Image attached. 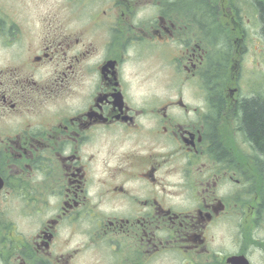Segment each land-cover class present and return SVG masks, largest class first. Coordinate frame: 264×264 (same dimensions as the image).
Segmentation results:
<instances>
[{"label": "flooded vegetation", "instance_id": "flooded-vegetation-1", "mask_svg": "<svg viewBox=\"0 0 264 264\" xmlns=\"http://www.w3.org/2000/svg\"><path fill=\"white\" fill-rule=\"evenodd\" d=\"M1 1L0 264L264 255L263 158L225 138L239 132L236 82L214 116L205 75L213 51L240 66L249 14L264 39L263 0H66L34 27ZM144 58L164 69L148 82L133 71ZM190 79L200 107L179 91Z\"/></svg>", "mask_w": 264, "mask_h": 264}, {"label": "rangeland", "instance_id": "rangeland-1", "mask_svg": "<svg viewBox=\"0 0 264 264\" xmlns=\"http://www.w3.org/2000/svg\"><path fill=\"white\" fill-rule=\"evenodd\" d=\"M236 3L233 5L236 6L237 3L238 5L240 4L241 10L244 12L245 10H247V8H245L246 3H241L239 1L241 0H235ZM264 1V0H263ZM214 4L216 6L219 5L220 1H216L213 0ZM244 2V1H242ZM255 2L254 0H251L250 3V9L252 10H256L255 7ZM1 3L8 7L11 11L14 12H23L24 16L26 18H28L30 20V25L32 27H34L37 24V18H39L40 16H42L46 11L48 12L50 7H52L53 5H56L57 8V12L60 13H65L67 11L66 9V0H2ZM65 3V4H64ZM54 8H51V10H53ZM200 11L203 12V7L200 5L199 7ZM235 10V8H234ZM55 11V10H53ZM206 18L207 20H210L211 17L210 15L207 13L206 14ZM250 18V16H249ZM36 21V24H35ZM247 25H245L244 23V28L247 29V34L249 37V41L247 42L248 47V53L244 54V56L241 58V63L240 66L236 68L231 66L229 67V78H233L236 81V86L239 87V95L238 97L241 98V100L243 98L246 97H251L253 95L255 96H261L264 97V39L263 37L260 35L261 34V24L259 23V21H255V20H251L247 18ZM220 36H224L225 35L223 33L217 34V44H220ZM234 38V36H232ZM218 47V46H217ZM215 48L219 51H223L222 47H220L221 49ZM217 53V54H216ZM213 51L212 53H210V59L214 60V62H211V60H209L206 63L207 69H210L208 72L205 73L206 76L208 77H213L219 78L220 77H224V73L222 74L221 72H218L217 68V75H216V69L214 68L215 66H218V64H223V61H220V53L218 51ZM159 61L157 60H151L148 58H144L143 62L139 65L138 68H136L135 71L136 72V76L140 79L145 78L147 79V82L152 79L153 74H160L162 73V71H164V69H161L159 66ZM220 67V65H219ZM213 68V69H212ZM131 76L134 77V75L131 73ZM226 76V75H225ZM221 82L216 83V89L218 86L223 87V80L221 78ZM191 81H196L198 83V85L200 84L198 82V80H194V79H190L187 82L184 83V87L182 89H180V93L183 94L184 97V102L186 104H188L189 107L193 108L196 103H200L199 100H197V96L193 95L194 93V86L190 83ZM146 82V83H147ZM144 84L140 87L145 89L146 86L148 84ZM195 83V82H192ZM196 85V84H195ZM226 85V82H225ZM229 87V86H228ZM232 87V86H230ZM229 87V88H230ZM143 92V90H142ZM226 93L228 95H230L231 92H229L228 90L226 91ZM222 95V94H221ZM257 96V98H259ZM238 105V104H237ZM198 106V104L196 105ZM235 139L237 140H243L245 139L242 133H239L238 135H235ZM114 146H118V145H114ZM240 148V147H239ZM108 148H105L104 150H107ZM119 150V149H118ZM100 156V155H99ZM98 156V157H99ZM263 158V157H261ZM106 165V163L104 164V166ZM104 166L101 167L100 170V174L99 176H103L104 175ZM257 171V169H255ZM95 187H99V185H96ZM264 193V190H263ZM255 234L257 236L263 237L264 238V232L261 230H257L255 232ZM174 257H176L175 255H168V258H166L165 256H158L155 257L154 259H152L151 261L148 260L147 262H145L144 264H173L172 262L174 261ZM253 264H264V255H260L259 252L254 253V255H250ZM92 258L91 256L89 257V259ZM177 258V257H176ZM99 262L101 263V258L98 257ZM104 264H113V255H110L108 252L104 253ZM102 262V263H103ZM174 264H178L177 262H175Z\"/></svg>", "mask_w": 264, "mask_h": 264}, {"label": "trees", "instance_id": "trees-1", "mask_svg": "<svg viewBox=\"0 0 264 264\" xmlns=\"http://www.w3.org/2000/svg\"><path fill=\"white\" fill-rule=\"evenodd\" d=\"M223 54L225 53L223 52ZM214 68L216 69V75L217 68H220L218 69L219 73L225 74L226 62L224 61L223 64H218ZM221 78L223 79L224 77H220L218 81V78L214 79L212 77L216 83L221 82ZM221 94L222 89L220 86L217 89L211 90V105L214 116L224 107V100ZM257 96L253 95L249 98L242 99L238 103L237 106L240 113L238 126L246 141L250 144L253 150V156L263 157V160L257 161V164L264 167V97L258 96L259 98H257ZM216 141L219 142L218 140ZM217 145L220 154L229 155L221 144L218 143Z\"/></svg>", "mask_w": 264, "mask_h": 264}, {"label": "bare ground", "instance_id": "bare-ground-1", "mask_svg": "<svg viewBox=\"0 0 264 264\" xmlns=\"http://www.w3.org/2000/svg\"><path fill=\"white\" fill-rule=\"evenodd\" d=\"M210 2V1H209Z\"/></svg>", "mask_w": 264, "mask_h": 264}]
</instances>
